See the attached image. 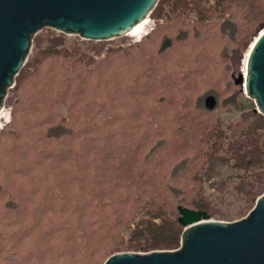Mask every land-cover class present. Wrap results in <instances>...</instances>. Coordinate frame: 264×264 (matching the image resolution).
I'll list each match as a JSON object with an SVG mask.
<instances>
[{
  "label": "rangeland",
  "instance_id": "obj_1",
  "mask_svg": "<svg viewBox=\"0 0 264 264\" xmlns=\"http://www.w3.org/2000/svg\"><path fill=\"white\" fill-rule=\"evenodd\" d=\"M241 4L200 0L194 5V0H165L159 4V19L149 17V36L140 40L138 35H127L110 41H87L50 28L35 35L23 67L25 74L17 86L15 79L0 119V264L15 259L4 238L11 236L15 223L23 220L32 197L43 198L54 178L48 177L43 167L31 165L23 145L32 135L44 136L60 118H69L71 124L76 121L67 112L76 88L81 99L100 94L107 87L110 102L107 106L91 105L88 120L92 126L85 130L78 117L84 136L62 146L69 150L64 167L68 169L72 163V177H88L96 168L105 169L109 164V172L131 177L147 158L152 161L149 170L164 162L166 166L161 169L166 174L181 164L173 172L176 185L182 191L201 190L211 219L235 222L248 215L255 204L246 203L240 183L249 188L258 166L241 169L233 143H229L238 125L257 108L245 89L235 84L245 71L248 50L237 48L253 14ZM223 24L227 35L220 31ZM167 42L168 48L164 46ZM49 90L60 91L61 100L56 103V94L50 95L52 101L45 112L39 111L43 107L35 98ZM208 96L217 101L213 111L205 107ZM203 121L215 125L211 144L218 136L219 148L209 150L207 158L197 153L198 160H194L193 149L201 146L195 144L196 139L203 134L196 125ZM259 135L254 147H260L258 156L263 159L264 129ZM81 147H89L92 154ZM115 157L126 160L122 164ZM15 162L17 169L12 172ZM192 168L198 171L197 177L191 176ZM65 169H56V173L64 174ZM177 205L186 206L182 202ZM174 217H179L177 210ZM148 240L125 226L119 228L116 238L124 250H137L134 247Z\"/></svg>",
  "mask_w": 264,
  "mask_h": 264
},
{
  "label": "trees",
  "instance_id": "obj_2",
  "mask_svg": "<svg viewBox=\"0 0 264 264\" xmlns=\"http://www.w3.org/2000/svg\"><path fill=\"white\" fill-rule=\"evenodd\" d=\"M236 1H241V7L253 11V14L251 11L249 13L252 14V23L242 32L241 46L237 48L241 51L249 50L264 29L260 28L264 23V0H216V4H231ZM199 2L200 0H194V5ZM164 3L165 0L159 1V4ZM159 4L151 14L156 19L160 17ZM177 5L176 2L175 6ZM195 8L197 10L199 7ZM223 26L220 31L227 35V28L225 24ZM167 44L168 42L164 46L168 48ZM24 74L25 70L22 69L16 77V86ZM87 82L91 83L92 80ZM92 86L94 89L97 87L96 84ZM79 90H73L67 108L68 114L76 119L74 123L71 124L69 118H60L55 125L47 129L44 136L32 135L23 145L25 155L30 156L31 165L36 168L43 167L46 175L54 178L52 177L43 198L32 197L23 220L15 223L11 236L9 234L4 238L5 247L10 249L9 252L14 251L15 259L1 264H103L110 256L119 252L176 250L180 246L183 232L178 223L179 217H174L176 210L178 212L179 207H184L195 211H208L201 190L182 191L176 185V174L173 172L179 169L181 164L166 174L161 169L162 165L166 166L164 162L156 163L152 170H149L152 161L147 158L140 165L141 170L134 172L131 177H126L121 172H109V164L105 169L96 168L88 177L74 178L75 171L70 169L72 163L68 165V169L64 167L69 150L62 149V146L84 136L85 130L92 126L93 123L88 120V108L91 105L107 106L110 102L106 94L109 92L107 87L100 94L83 96L81 99L78 97ZM59 93L60 91L49 90L44 92L42 97L35 98V102L43 107L39 111L45 112L47 104L52 101L50 95L56 94L54 101H60ZM63 100L67 103L65 98ZM78 117L81 118L83 127L86 126L85 130L78 125ZM247 117L238 125V132L229 143H233L241 169L258 166L249 188L245 183H240L244 200L254 206L255 200L264 193V158L258 156L260 147H254V141L257 142L260 137L259 131L264 129V116L253 111ZM196 126L203 134L200 139H196L195 144L199 142L201 146L193 149L196 151L194 160H198L197 153L202 158H207L209 150L219 148L217 142L220 139L217 136V139H214L216 143L211 144L215 134L213 123L203 121ZM210 128L212 131H209ZM204 147L207 148L206 151ZM81 149L92 154V151L88 150L89 147ZM114 159H118L122 164V161L126 160L119 157ZM89 161L95 159L89 158ZM14 164L12 172L17 169L16 162ZM189 165H185L183 170ZM62 168L65 173L57 174L56 169ZM115 168L119 167L112 169ZM198 169L201 171V167L198 166ZM190 174L197 177L198 171L192 168ZM59 177L62 179L57 181ZM178 202L186 206L177 205ZM124 226L133 227L135 234L149 240L143 246L134 247L137 250H124V245L116 241L119 228Z\"/></svg>",
  "mask_w": 264,
  "mask_h": 264
},
{
  "label": "water",
  "instance_id": "obj_3",
  "mask_svg": "<svg viewBox=\"0 0 264 264\" xmlns=\"http://www.w3.org/2000/svg\"><path fill=\"white\" fill-rule=\"evenodd\" d=\"M159 0H0V113L27 63L32 40L50 28L87 41L127 36L151 16ZM246 58V57H245ZM247 75L235 79L264 116V29L251 44ZM205 107H217L208 96ZM183 228L176 250L121 252L103 264H264V193L248 215L235 222L211 219L205 211L178 208Z\"/></svg>",
  "mask_w": 264,
  "mask_h": 264
},
{
  "label": "bare ground",
  "instance_id": "obj_4",
  "mask_svg": "<svg viewBox=\"0 0 264 264\" xmlns=\"http://www.w3.org/2000/svg\"><path fill=\"white\" fill-rule=\"evenodd\" d=\"M150 23V18H147L144 22L140 23L132 32H130L128 35L129 36H134V35H138V37H143V35L147 32L146 28L148 26V24ZM248 52L246 53V58L244 59V75H247V70H246V60H247V56H248ZM4 115V109L3 111L0 113V119H2Z\"/></svg>",
  "mask_w": 264,
  "mask_h": 264
},
{
  "label": "built area",
  "instance_id": "obj_5",
  "mask_svg": "<svg viewBox=\"0 0 264 264\" xmlns=\"http://www.w3.org/2000/svg\"><path fill=\"white\" fill-rule=\"evenodd\" d=\"M150 31H147L143 36H147ZM142 37H139L138 39L140 40Z\"/></svg>",
  "mask_w": 264,
  "mask_h": 264
}]
</instances>
